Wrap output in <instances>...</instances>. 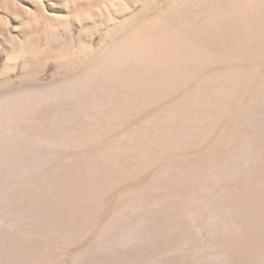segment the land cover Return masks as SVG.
Returning a JSON list of instances; mask_svg holds the SVG:
<instances>
[{"label":"rangeland","instance_id":"1","mask_svg":"<svg viewBox=\"0 0 264 264\" xmlns=\"http://www.w3.org/2000/svg\"><path fill=\"white\" fill-rule=\"evenodd\" d=\"M0 264H264V0H0Z\"/></svg>","mask_w":264,"mask_h":264}]
</instances>
